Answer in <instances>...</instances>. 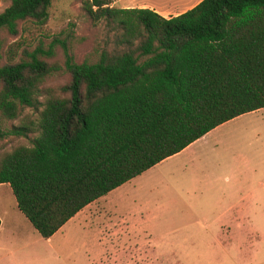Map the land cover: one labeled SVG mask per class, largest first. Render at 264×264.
Instances as JSON below:
<instances>
[{
	"label": "trees",
	"instance_id": "trees-1",
	"mask_svg": "<svg viewBox=\"0 0 264 264\" xmlns=\"http://www.w3.org/2000/svg\"><path fill=\"white\" fill-rule=\"evenodd\" d=\"M75 1L106 31L96 57L80 62L68 35L16 40L47 23L52 0H10L0 12V141H27L0 152V184L44 239L218 125L264 108V0H200L168 17ZM59 73L67 81L45 88Z\"/></svg>",
	"mask_w": 264,
	"mask_h": 264
},
{
	"label": "rangeland",
	"instance_id": "rangeland-1",
	"mask_svg": "<svg viewBox=\"0 0 264 264\" xmlns=\"http://www.w3.org/2000/svg\"><path fill=\"white\" fill-rule=\"evenodd\" d=\"M134 1L172 10L194 0ZM9 3L0 0V12ZM105 34L79 2L52 0L47 23L29 25L16 40L48 44L68 35L80 62L96 57ZM54 49L62 61L61 48ZM66 81L59 73L44 87ZM18 144L27 141L2 140L0 152ZM94 202L83 220L44 239L1 183L0 264H264V108L218 125Z\"/></svg>",
	"mask_w": 264,
	"mask_h": 264
},
{
	"label": "crops",
	"instance_id": "crops-1",
	"mask_svg": "<svg viewBox=\"0 0 264 264\" xmlns=\"http://www.w3.org/2000/svg\"><path fill=\"white\" fill-rule=\"evenodd\" d=\"M200 0H194L193 2H192V4L190 5V6H188V7H185V8H181V9H172V10H169V9H166V8H157V7H155V6H153V5H148V4H146V3H144V2H140V3H136L134 0H114V3H113V5L114 6H116V7H119V8H130V7H138V8H150V9H152V10H154V11H156V12H158L159 14H161L162 16H165V17H168V16H173V15H177V14H179V13H182V12H184V11H186V10H188V9H190L191 7H193L195 4H197L198 2H199ZM171 12H173V13H171ZM221 125V124H220ZM208 133V132H207ZM201 138V137H200ZM199 139V138H198ZM193 143V142H192ZM190 145V144H189ZM187 147V146H186ZM185 147V148H186ZM184 148V149H185ZM182 151V150H181ZM180 151V152H181ZM179 153V152H178ZM118 188V187H117ZM117 188H115V189H117ZM115 189H113V190H115ZM113 190H111L110 192H112ZM110 192H108V193H110ZM107 193V194H108ZM106 194V195H107ZM105 196V195H104ZM104 196H102V197H104ZM101 198V197H100ZM99 199V198H98ZM96 201V200H95ZM94 202V201H93ZM92 202V203H93ZM92 203H90V204H88V205H86L84 208H82L79 212H77L70 220H73V219H78V220H83L84 218L83 217H85V211L88 209L89 210V207H91V205H92ZM95 203V202H94ZM77 215L79 216V215H82V216H80V219L79 218H75V217H77ZM24 216V215H23ZM69 220V221H70ZM28 221V220H27ZM29 222V221H28ZM68 222V221H67ZM66 222V223H67ZM65 225V224H64ZM63 225V226H64ZM110 225V223L108 224V226ZM62 226V227H63ZM61 227V228H62ZM1 228H2V221H0V231H1ZM60 228V229H61ZM59 229V230H60ZM58 230V231H59ZM15 232H16V227H15Z\"/></svg>",
	"mask_w": 264,
	"mask_h": 264
}]
</instances>
